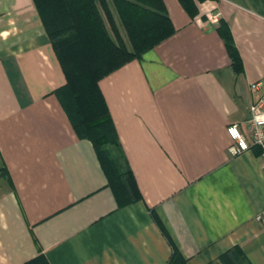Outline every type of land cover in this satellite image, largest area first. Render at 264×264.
Listing matches in <instances>:
<instances>
[{
	"label": "crops",
	"instance_id": "crops-1",
	"mask_svg": "<svg viewBox=\"0 0 264 264\" xmlns=\"http://www.w3.org/2000/svg\"><path fill=\"white\" fill-rule=\"evenodd\" d=\"M163 1L174 33L99 82L140 194L120 204L35 0H0V264H168L167 236L188 264L235 247L264 264L261 152L233 155L228 134L264 82V0Z\"/></svg>",
	"mask_w": 264,
	"mask_h": 264
},
{
	"label": "trees",
	"instance_id": "trees-1",
	"mask_svg": "<svg viewBox=\"0 0 264 264\" xmlns=\"http://www.w3.org/2000/svg\"><path fill=\"white\" fill-rule=\"evenodd\" d=\"M131 47L122 38L107 0H35L54 49L63 65L67 83L60 96L80 137L90 139L96 148L109 183L120 204L140 199L131 169L126 163L99 82L106 75L140 58L175 28L163 0H112ZM188 7L187 0H180ZM62 17V25L57 22ZM107 21V22H106ZM107 23L111 28V34ZM236 71L241 58L232 36L224 35ZM106 146L114 147L110 159ZM165 232V231H164ZM172 246L168 264H188L187 259L167 236ZM26 264H50L43 255ZM211 264H251L235 247Z\"/></svg>",
	"mask_w": 264,
	"mask_h": 264
},
{
	"label": "built area",
	"instance_id": "built-area-1",
	"mask_svg": "<svg viewBox=\"0 0 264 264\" xmlns=\"http://www.w3.org/2000/svg\"><path fill=\"white\" fill-rule=\"evenodd\" d=\"M251 89L258 96L250 106L249 131L243 132L238 124L228 126V134L233 140L230 152L237 156L257 148L264 167V82L251 84ZM254 220L264 225V210Z\"/></svg>",
	"mask_w": 264,
	"mask_h": 264
},
{
	"label": "rangeland",
	"instance_id": "rangeland-1",
	"mask_svg": "<svg viewBox=\"0 0 264 264\" xmlns=\"http://www.w3.org/2000/svg\"><path fill=\"white\" fill-rule=\"evenodd\" d=\"M119 18V17H118ZM62 17H61V15H60V17H59V20L57 21L58 23H59V25L61 24L62 25ZM107 22V21H106ZM118 23H119V25H120V28H121V30H122V32L124 33V38H125V40H126V43L129 45V47H131V44H130V41H129V38H128V35H127V32H126V30H125V28H124V26L122 25V22H121V20H120V18L118 19ZM107 25H108V28H109V30H110V32H111V34H113L112 33V31H111V28H110V26H109V23H107ZM105 150L109 153V158L110 159H114V158H116V156L114 155V147H112V146H106L105 147Z\"/></svg>",
	"mask_w": 264,
	"mask_h": 264
}]
</instances>
